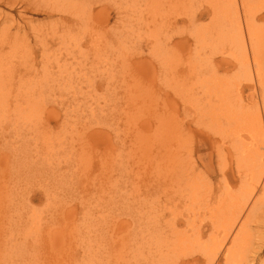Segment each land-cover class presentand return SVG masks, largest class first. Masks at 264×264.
Wrapping results in <instances>:
<instances>
[{"label": "rangeland", "instance_id": "1", "mask_svg": "<svg viewBox=\"0 0 264 264\" xmlns=\"http://www.w3.org/2000/svg\"><path fill=\"white\" fill-rule=\"evenodd\" d=\"M34 1L43 0H0V31L7 28L9 36L15 34L19 37L13 39L15 43L10 45L11 48H7L5 36L1 38L6 31L0 32V42H3L0 46L5 44L8 51L7 62L16 65V70L12 65L14 83L8 93L14 98L17 88L21 99L33 97L39 100L48 108L44 117L50 120L48 127L40 126V130H35L32 128L42 121L34 117L35 113H31L33 117L29 113L28 119L23 116V121L16 125L6 118L11 113L10 107L0 111V157L8 154L1 158V166L9 172L4 174L5 171L0 170V264H144L149 253L139 257L138 231L140 227L145 231L148 219L153 221L154 212L156 215L160 213V220L168 219L167 200L175 193L173 179L179 175L186 181L196 177V181L202 183L196 193L198 203L194 212L197 221L205 219L207 224L208 204L216 195L219 198L229 194L230 199L224 207L231 211L234 209L231 207L232 191L234 195L243 183L253 190L258 178L250 171L243 172L242 177L239 175L237 155L230 145V137L225 140L209 131L207 141L204 140L206 129L192 122L188 114L191 111L187 113L184 101L186 88L193 85L195 89L200 81L194 79L196 86L194 83L186 86V60L196 53L195 43L188 36L192 20L187 19L182 6L186 0H61L63 3L57 5L59 8L53 9L52 14L39 8ZM153 1L158 3L152 6ZM71 2L75 5L80 2L81 9L74 3L72 10L65 9L64 6ZM200 2L192 0L193 4ZM210 17L205 15L195 23H207ZM161 22L167 25L157 31L154 23ZM258 26L264 29V21H259ZM167 35L172 36L169 41H166ZM187 38L190 48L183 49L180 42ZM97 39H101L100 43ZM260 46L264 65V40ZM96 50H101V54L97 55ZM165 55L169 58L164 64L161 59ZM222 56H217V62L229 57L226 59L232 63L221 64L219 75L231 78L237 72V64L229 55ZM65 62L68 67L63 65ZM73 65L77 68L72 69ZM227 65L228 71L225 70ZM22 72L25 78L30 75L28 88L19 81ZM24 91L28 92L26 98L23 97ZM247 91L250 89L244 90L246 98ZM258 98L260 102V96ZM250 109L246 111L249 115L253 110ZM93 111L94 114L91 113ZM53 112L59 113V117L55 118ZM12 114L14 118L15 114ZM185 121L191 123L192 135L183 132ZM161 126L166 138L159 132ZM172 130L177 134L178 168L177 165H169L171 160L175 161L170 157L169 147ZM34 134L44 135L49 141L47 145L53 147L51 153L44 148L40 155L27 151L23 155L25 148L17 143H25L21 136L34 140L31 138ZM164 140L166 142L162 144ZM225 141L226 146L222 150L219 145ZM42 146L41 143L31 145L34 150ZM260 146L253 148V153L255 155L260 150L259 164L263 165L261 152L264 153V143L260 142ZM188 147L194 151L193 160L187 156ZM5 160L8 164L3 166ZM169 166L175 168L170 169ZM116 167H121L117 169L120 172ZM222 167L227 169V182L223 180ZM172 169H177V174ZM180 171L181 174L178 173ZM189 191L190 187L187 188ZM254 192L255 197L251 199L263 191L260 188ZM248 194L249 191L244 197ZM235 214L230 217L234 218ZM263 221L264 207L261 206L250 223L248 264H264ZM226 222L231 225L232 219ZM121 223L126 224L120 227ZM239 227L236 226L224 246L230 245ZM222 230L218 229L219 233ZM209 232L207 227L206 233ZM146 244L147 248L153 246L151 241ZM172 256H169L171 261L161 264H174Z\"/></svg>", "mask_w": 264, "mask_h": 264}, {"label": "bare ground", "instance_id": "2", "mask_svg": "<svg viewBox=\"0 0 264 264\" xmlns=\"http://www.w3.org/2000/svg\"><path fill=\"white\" fill-rule=\"evenodd\" d=\"M195 1L196 0H193V2H195ZM22 2H24V0H22ZM27 2H29V1H27ZM27 2H26V4H27ZM197 2H199V1H197ZM9 3H10V1H9ZM9 3H7V4L9 5ZM61 3H63V1H61V0H43L40 2H35V5L37 4L39 6V8L44 9L49 14H52L53 9L57 10V8H59V6H57V5L61 6ZM71 3L72 4H69V6L68 5L64 6V8L65 9L67 8V10L68 9L72 10V8L74 7L73 6L74 2H71ZM78 3H80V2H78ZM155 3H158V2L153 1L152 6H155L154 5ZM182 3H183L182 6H183L184 10H186L187 19L192 20L191 25H190L192 28L189 32L190 35H188V36H190L191 39L193 40V43H195L194 50L196 52L195 55H190L191 58H189L190 56H188L189 60H186V65H187V69H188V70H185V79L187 82L186 86L189 87L190 84H192V83L195 84V82H193L194 79L200 81V84H199V81H196V83L198 82V84H199V86L197 85L199 88L196 87L194 89V87H192L193 85L189 88H186L184 101H185V107H186L187 113L189 111H191V113H188V114L193 119L192 122L194 121L198 126H202L204 129H206L207 133H204V135H203L204 140L207 139V136L209 135V131L214 133V134L220 135V137L224 138L225 140H226V138L230 137V140H229L230 145L237 155L236 167H237V171H239V175L242 177L243 172L250 171L253 176H257L256 178H258V180H257V183L254 185L253 190H251V188H248V186L245 183H243L241 185V188L239 190H237L234 195H233V193H234L233 191L230 193L231 194V200H232L231 201L232 206L231 205L230 206L232 208H234L231 211H228L229 209L224 207V206H226L225 205L227 203L226 201L228 199H230L229 194H225L224 196L219 197V198L216 195L214 197V199H212L210 201L209 204H208V202H206L209 205V209L206 213L208 216V217H206V219L209 221L207 224L204 222L205 219L203 221L202 220L197 221L196 220L197 214L194 212V208H196V203H198V199L196 198V193L199 190L198 187L200 188V184H202L200 181H196L195 176H197V175H194V177H195L194 179L197 182L195 185V188L193 185L194 179H188L186 181L184 176L181 177L179 175L178 178L175 176L176 177L175 179L172 178L173 180H175V182L173 184L175 193H173L170 196V198L167 200L168 201L167 205L169 208V209L168 208L167 209L170 211L168 219L165 221L160 220V213L158 215H156V212H154L150 209L152 212L155 213V216L152 215L153 216L152 222L150 219H148V218H150L149 216H151V215H149L148 218L146 217L148 219L146 224L149 223V225L145 226V231H143L142 227H140L141 229H139V231H138L139 245H137L138 246L137 250L140 252V255L141 254L144 255V253H146V254L149 253L147 255L145 254L148 257V259L145 256H143V257H145L144 260L146 261L145 263L143 262L144 264L165 263L166 261L169 260V258H171V257H169L171 254H173V256H174V257L172 256L174 258L173 259L174 264H202V263H204V264L205 263H207V264H248L247 260H248L249 256L247 257V253L249 255V252H250L248 250V242H249L248 238L250 236L249 233L251 231L250 230V228H251L250 223H251V220H252L254 214L256 213V211L261 206L264 207V164L263 165L259 164L260 150H257L255 152L256 153L255 155L253 153V148L261 147L260 142L264 143L263 141L259 142V139H258V138H261L262 140H264V93H263L264 92V65L262 63V57L260 54V47H261L260 44H263V40H264V29H260L258 26L259 21H264V12L261 13V11L264 10L263 9L264 8V0H201V2H200L201 4L199 3L200 5L195 4V3L193 4L192 0H189V1L186 0V1H183ZM13 4H15V2H13ZM77 4L75 5V3H74V5L76 7H77ZM79 5L80 4H78V7L80 8ZM81 6H82V4H81ZM23 8L26 10L25 7H23ZM205 15L211 16L210 21H208L207 23H203V24L202 23H198V24L195 23L197 19H199V18L203 19L205 17ZM164 19H165V17H164ZM11 22H13V21L11 20ZM77 23H78V21H77ZM192 24H195V25H192ZM85 25H87V24L85 23ZM166 25L167 24L165 22H161V23H157V24L154 23V28L157 29V31H158L159 29L165 27ZM185 27H187V26H185ZM2 30L0 32L6 31L5 32L6 35L2 34V36L1 35L0 36H1V38L3 36H5V37H3V39L7 41V48L8 47L11 48L10 45H12L14 40H17L19 37L15 34H14V36H12V35L9 36L10 33L7 30V28L6 29L3 28ZM184 32H186V31L184 30ZM62 33H65V32H62ZM62 35L63 34H61V36ZM72 36H70V37L67 36V37L71 38ZM64 38H66V36H64ZM64 38H63V40H64ZM166 38L168 39V40L166 39V41H169L172 38V36L167 35ZM98 41L100 43L101 39ZM1 42H2V40H1ZM64 42H66V41H63V43ZM65 44H63V45H65ZM164 44L166 45V47L168 46L167 43H164ZM180 45H182L183 49L184 48L185 49L190 48L189 39L187 38V39L182 40L180 42ZM4 46H5V44L0 46V111L4 110L6 107H8V108L10 107L11 113L6 118H10L13 121V124H16V125H17L18 121H20V120L23 121L22 120L23 116L26 119H28V116L33 112L36 114L34 117H37L38 120H42V121L39 123L40 125L38 124L35 127H33L32 129H35V130L39 129L40 130L42 128V126L48 127L49 125L47 126V124H50L49 123L50 120H49V118L44 117V113L46 111H48L47 110L48 108L45 107L42 102H40L37 99L35 100L33 97L26 98V97H28V92H25V91L23 93V95L25 94V96H23V97H25L26 100L21 99V97H20L21 95L19 96L17 94L19 92L17 88H16V94H15L14 98H12L13 97L12 94L8 93V91L10 90L11 84L14 83V71L16 70V67H15L16 65L14 66L12 64V62H7L8 51L6 50L7 48H5ZM96 51H98V52H96L97 55L101 54L100 53L101 50H96ZM156 51H161V50H156ZM189 52H190V50H189ZM222 55H224V56L229 55L231 58L234 59V62L237 64V72H235V75H232L231 78L228 77L229 79L224 77V76H221V74L219 75V71H221L220 68L222 66L221 64L227 63L228 65H230L232 63L231 60L226 59L229 57L222 58L221 61L217 62V56L219 57ZM9 56H10V54H9ZM168 58L169 57H167V55H165L164 58L161 59V61L165 64L168 62ZM66 64H67V62H65L63 65L66 66ZM12 65L14 66L15 70H14ZM228 65L225 67L226 71L229 70ZM73 66H72V69L73 68L75 69L76 66H74V67ZM81 66H82V64H81ZM32 67H33V65H32ZM66 67H68V66H66ZM27 68L28 67H26L25 69H27ZM35 68L37 70L38 67L36 66ZM17 69H18V67H17ZM59 69H61V68H59ZM184 69H186V68H184ZM19 71H21V70H19ZM52 71H54V70H52ZM52 73H54V72H52ZM75 73H76V71H75ZM222 75H224V74H222ZM25 76L23 75V72H22V74H20V80L19 81L22 83V85H25L27 87L29 84H31V81H30L31 78H28V76H30V75H27L26 78H25ZM85 77H86V75H85ZM77 78H79V77H77ZM32 80H34V79H32ZM48 80H49V78H48ZM71 80H69V81H71ZM86 81H88V80H86ZM63 82H64V80H63ZM72 83H74V82H72ZM54 86H55V82H54ZM195 86H196V84H195ZM21 88H23V86H21ZM21 88H20V91H21ZM71 88H73V87H71ZM245 88L250 89V91H247V94H246L247 98H246V96H244ZM60 90H61V88H60ZM194 90H196V91H194ZM37 91H39V90H37ZM85 91L88 93V90H85ZM42 96H44V95H42ZM67 96H68V94H67ZM89 96H90V93H89ZM258 96H260V100H261L260 102H258V99H259ZM77 99L76 100L74 99V100L77 102H81ZM83 100H86V99L84 98ZM83 100H82V103L84 102L83 104H86V102ZM246 101H248V102L246 103ZM261 102H262V104H261ZM82 103H80V104H82ZM80 104L77 103V105L79 107L82 106V105L80 106ZM258 104L262 107L260 108ZM90 105H93V104L90 103ZM67 106H68V104H67ZM69 106H70V104H69ZM85 106L87 107V105H85ZM72 107H73V105H72ZM74 107H76V106H74ZM82 107H84V106H82ZM250 108L253 109L251 115H249L246 112ZM65 110H67V109H65ZM82 110H83V108H82ZM85 110H86V108H85ZM90 110L92 111V108ZM192 110H193V112H192ZM72 111H73V109H72ZM12 112L15 114L14 118H12V116H13ZM78 112H80V110H78ZM78 112L76 115H78ZM53 113L55 114L54 115L55 118L59 117V113H56V112H53ZM74 113H76V112H74ZM91 113L94 114L95 111H93ZM87 114H89V113H87ZM31 115L33 117V114H31ZM66 115L64 114V116H66ZM69 116H71V115H69ZM26 119H24V120H26ZM65 119H66V117H65ZM74 119H75V117H74ZM82 119H84V118H82ZM32 120H33V118H31V121ZM68 121L71 122L70 120H68ZM188 121H191V120H188ZM188 121L183 122V132L185 134H188V133L193 134L194 131H193L192 125ZM81 122H82V120H81ZM84 122L86 123L85 120H84ZM75 123H77V122L74 120V124ZM188 123L190 125H188ZM75 125H78V124H75ZM175 125L177 126V124L174 123V126ZM40 126H41V128H39ZM24 127H26V126H24ZM163 129H164L163 126H161L159 128V132H160L161 136L163 134V137L166 138V135L164 136V134H166V133L163 131ZM244 132L248 133V135H246ZM15 133H17V132H15ZM21 137L25 140V143H19L18 142L17 144H22L24 146L25 150L23 152V155H25V151L33 153L35 155H40L41 150L44 148H46L48 153H51V150L53 149V147L47 145L49 143V141L45 140L44 135H42V137L41 136L39 137L38 134H34L31 136V138L34 140L25 138V136H21ZM139 139H143V138L139 137ZM190 139H191V136H190ZM165 142H166V140H164L162 144H165ZM33 143H35L36 146H38V143H41L43 146L39 149L34 150L31 147V145ZM88 143H86V144H88ZM214 143H213V146H214ZM225 143H226V141L222 145H219V148H221L223 150L224 147L226 146V145L224 146ZM217 144H219V143H217ZM169 147H170V157H174V159H175V161L171 160L174 163L172 164V162L170 161L169 165L170 164L172 166L177 165V168H178V166H179L178 162H180V160H179L180 155H179L178 146H177V134L175 133L174 130H172V132L170 133V136H169ZM192 147H190V148L188 147V150L186 151L187 156L190 157L191 159L193 158L192 153L194 152ZM208 147H209V145H208ZM195 153H197V152H195ZM5 155H8V154H4L3 156H5ZM261 155L263 156L264 153L262 154V152H261ZM3 156L0 157V170H2L3 172L5 171L4 174H6L8 171L3 169V167L1 166V158ZM35 157H37V156H35ZM81 158H82L81 160H83V156ZM167 159L169 160V158H167ZM7 164H8V162H7V160H5L3 162V166H6ZM167 164H168V162H167ZM112 165L113 164H111V166ZM11 166H13V164H11ZM108 167H109V165H108ZM171 167L169 166L170 169H171ZM119 168H121V167H116V170ZM172 168H175V167H172ZM225 168L226 167L221 168V169H223V170H221V173L223 175V180L227 182L228 179H226V177H228L227 176L228 172H226L227 169H225ZM114 170H115V168H114ZM172 170H174L172 172H176V174H177V169H176V171H175V169H172ZM117 171H119V170H117ZM178 173L181 174V171ZM192 173L196 174L193 170H192ZM172 175H173V173H172ZM176 181H177V183H176ZM175 183H176V187H175ZM178 185H179V188H177ZM189 187H190V191L187 192V188H189ZM260 188L263 191L261 193V195H259L255 199L254 198L251 199L253 196L255 197L254 191L255 190L258 191V190H260ZM103 189H104V187H103ZM225 189H228V188H225ZM248 191H249V194H248L249 197H248V195H246L244 197V195ZM227 192H230V190ZM6 195L12 196L11 193H6ZM247 197H248V199H246ZM145 208H147V207H145ZM153 208H154V206H153ZM185 210H189V211L187 212ZM135 212H136V210H135ZM157 212H159V211H157ZM234 213H236L234 215L235 217L231 218L230 216ZM135 216L136 215L133 214L134 219H136ZM141 218H142V216H141ZM199 219H201V218H199ZM228 219H232L231 225L226 222ZM137 220H138V218L136 219V221ZM152 223H155V224L152 225ZM125 224L126 223H121L119 226L124 227ZM237 225H240V227L238 228V230L236 231V234L231 239L230 245L224 246V243L226 242V240L230 239L229 237L232 236V234L235 232L234 229L236 228ZM225 226H230V227H225ZM207 227L210 229L209 234L206 233ZM221 228L223 229L222 230L223 232L219 233L218 229H221ZM218 237H222V238L219 239ZM148 241H151V244L153 243V246H151V248H147L146 243ZM251 243H252V241H251ZM5 251L6 252L9 251V247ZM8 253H10V252H8ZM178 254H180V255H178ZM142 255L139 257L142 258ZM3 259L5 261L6 257ZM171 260H169V261H171Z\"/></svg>", "mask_w": 264, "mask_h": 264}]
</instances>
